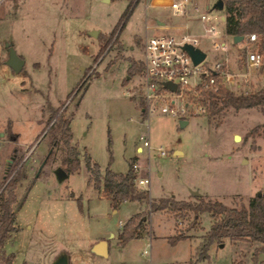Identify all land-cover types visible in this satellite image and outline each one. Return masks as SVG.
I'll list each match as a JSON object with an SVG mask.
<instances>
[{
	"label": "rangeland",
	"instance_id": "obj_1",
	"mask_svg": "<svg viewBox=\"0 0 264 264\" xmlns=\"http://www.w3.org/2000/svg\"><path fill=\"white\" fill-rule=\"evenodd\" d=\"M197 1L200 10L187 18L173 15L167 7H145L144 0L135 3L125 18L134 0L0 3V183L20 157L18 167L23 164L25 172L17 188L18 204L23 200L17 212L18 229L4 246L5 251L15 250L14 264L24 260L45 264L66 250L80 264H188L197 257L202 236L212 223L209 212L188 231L190 237L172 243L168 236L186 228L192 217L178 221L169 211H150L140 235L120 242L118 233L125 221L141 204L138 212H146L147 206L126 200L115 208L104 186L97 188L90 180L86 153L102 173L107 167L126 172L136 162L137 176L150 178L146 186H139L149 188L153 198L171 194L189 198L198 191L206 198L241 205L259 192L264 194L263 108H230L219 118L204 113L180 127L169 114L145 117L140 99L131 93L138 73L130 76L128 69L132 58L142 63L147 33L203 34L204 24H215L219 40L226 45L216 54L211 39L201 35L199 45L209 57L225 54L235 64L245 53V45L234 43L225 31L224 10L212 8L216 0ZM203 12L211 15L204 24ZM158 18L168 24L189 22V26L155 27ZM147 24L153 27L147 29ZM91 30L100 33L93 36ZM8 44L25 61L20 72L6 64ZM263 82L264 66L246 88ZM58 107L71 118L72 141L81 158L80 167L64 179L56 173L65 166L61 142L42 166L56 133L51 116ZM10 130L18 134L17 141L10 139ZM142 134L149 136L150 150L143 146ZM236 134L241 138L236 140ZM15 148H19L17 157H13ZM111 231L116 235L110 236ZM98 236H105L110 244L107 256L90 251L89 243ZM257 244L229 238L216 241L208 256L195 264H253ZM256 264H264V251Z\"/></svg>",
	"mask_w": 264,
	"mask_h": 264
},
{
	"label": "trees",
	"instance_id": "obj_2",
	"mask_svg": "<svg viewBox=\"0 0 264 264\" xmlns=\"http://www.w3.org/2000/svg\"><path fill=\"white\" fill-rule=\"evenodd\" d=\"M133 5L134 3H130L123 18L127 17ZM223 10L226 33L246 36L256 32L259 37L258 44L264 51V0H224ZM141 69L142 63L132 58L128 74L133 76ZM128 81L127 76L124 82ZM208 95L210 105L207 114L209 118H219L224 111L230 108L236 110L252 107L264 109V82L250 88L246 93L236 92L221 85L218 90L210 91ZM60 109L61 107L53 108L51 119L55 118L53 124L56 123V133L50 144V151L44 159L48 162L53 155V147L61 142L65 147L64 168L71 173L80 167V149L72 141L71 118L64 114L65 109L59 112ZM10 124L11 122H9V127ZM258 127L259 124L255 125L250 132H255ZM10 139L17 141L18 134L10 130ZM18 150L19 148L14 149L13 157H17ZM85 158L90 180L94 182L95 187L99 188L103 185L111 192L112 204L115 208L124 200L139 201L147 206L146 212H136L125 221L118 233L120 242L125 243L140 235L150 211H169L176 216L178 221L192 217L186 228L179 229L175 234L168 236V240L172 243L190 237L191 234L188 231L197 228L202 222V214L209 212L212 218L211 226L202 236L196 253L197 257L190 260L188 264H195L206 258L212 243L216 241L220 243L227 238L234 241L257 242L253 250V264L257 263L259 253L264 251V194L257 193L248 204L242 203L241 205H229L222 200L206 198L201 194L192 195L189 198H177L173 194L153 198L148 188L137 185L134 161L130 163L126 172H116L107 167L102 173L100 165L93 162L88 153L85 154ZM19 161L10 168L0 183V264H13L15 259V252L6 253L4 246L11 233L16 230L15 208L19 201L17 188L25 175L23 164L18 167Z\"/></svg>",
	"mask_w": 264,
	"mask_h": 264
},
{
	"label": "built area",
	"instance_id": "obj_3",
	"mask_svg": "<svg viewBox=\"0 0 264 264\" xmlns=\"http://www.w3.org/2000/svg\"><path fill=\"white\" fill-rule=\"evenodd\" d=\"M3 0H0V3ZM140 0H134V4ZM145 7H167L173 15L189 17L200 10L197 0H144ZM225 16V15H224ZM201 20H211V15L201 13ZM223 19V17H222ZM162 18L157 19L155 27H188L189 22L164 24ZM225 22V19H223ZM147 29L153 27L147 24ZM204 33L185 32L180 35L173 33L146 34L143 40L144 59L142 69L137 75L132 95L140 99L142 114L148 117L152 113H163L174 116L177 120L187 119L208 113L209 92L218 90L225 85L236 92H248L246 88L252 82L253 74L264 66V51L258 44V35L252 32L241 40L246 47L242 56L230 62L224 54L218 58L209 57L208 52L199 43L201 35H207L216 50H225L226 41L219 40L220 29L215 24L205 25ZM233 36V35H232ZM186 43L202 48L206 57L195 63L191 54L184 48ZM252 44V47L250 45ZM220 54V52H219ZM174 84V86H173ZM143 146L150 150L151 142L147 134H142ZM140 146V149L143 148ZM165 154V150L161 149ZM135 172L139 166L133 163ZM137 185L146 186L149 177L137 176ZM149 189V188H148Z\"/></svg>",
	"mask_w": 264,
	"mask_h": 264
},
{
	"label": "water",
	"instance_id": "obj_4",
	"mask_svg": "<svg viewBox=\"0 0 264 264\" xmlns=\"http://www.w3.org/2000/svg\"><path fill=\"white\" fill-rule=\"evenodd\" d=\"M209 7V6H207ZM212 8L214 9H219V10H223L224 9V0H216L212 6ZM223 19H225V16L223 15L222 16ZM160 23L161 24H164V21L163 20H160ZM100 33L99 30H91L90 31V34H92L93 36H98V34ZM233 41L234 43H237V42H240L241 40L244 39V35H233ZM8 47H9V56H8V59H7V63L17 72H20L22 69H23V66H24V59L17 53L16 49L8 44ZM184 48L191 54L193 60L195 63H198L200 61H202L205 57H206V52L198 47V46H195L193 44H190V43H186L184 45ZM174 86V84H173ZM189 122V120L187 119H181L179 120V124H180V127H184L187 123ZM241 138V135L240 134H236L235 135V139L238 140ZM45 159L43 160L42 162V166L45 164ZM41 166V167H42ZM56 173L58 175V177L60 179H64L68 176V172L65 170L64 167L62 166H59L57 169H56ZM193 195H200L201 193L198 192V191H193L192 192ZM258 194H261V192H259ZM23 200H21L18 204V206L15 208V211H17L21 205ZM223 245V243H222ZM91 251L97 253V254H100V255H104V256H107L108 253H109V246H108V240L107 239H101L97 242H95L92 246H91ZM53 264H69V256H68V253L67 252H60L58 254V256L56 257V259L54 260Z\"/></svg>",
	"mask_w": 264,
	"mask_h": 264
},
{
	"label": "crops",
	"instance_id": "obj_5",
	"mask_svg": "<svg viewBox=\"0 0 264 264\" xmlns=\"http://www.w3.org/2000/svg\"><path fill=\"white\" fill-rule=\"evenodd\" d=\"M6 64L8 65V66H10L8 63H7V61H6ZM25 64V63H24ZM24 67V66H23ZM138 150H140V147H138ZM69 175V174H68ZM68 177V176H67ZM104 189H105V191H107L108 192V194L110 195V198H111V200H112V194H111V192L108 190V189H106L105 187H104ZM19 197V196H18ZM124 201H126V200H124ZM23 202V201H22ZM22 204V203H21ZM21 206V205H20ZM141 207H142V204H141V206H140V209L138 210V211H140L141 210ZM19 210V209H18ZM18 210L16 211V220H17V212H18ZM137 211V212H138ZM121 223H123V222H121ZM120 226V225H119ZM18 229V227H17V222H16V230ZM16 230H14L12 233H11V236H10V238L8 239V240H10V239H12V237H13V234H14V232L16 231ZM110 236H115L116 235V233L114 232V231H111L110 232V234H109ZM101 239H106V237L105 236H98L94 241H91L90 243H89V246H90V251H91V246L95 243V242H97V241H99V240H101ZM7 240V241H8ZM108 246H109V251H110V244H109V242H108ZM6 253H10V252H15V250H11V251H5ZM65 252H67L68 253V256H69V264H80V263H78V261H77V259H76V257H75V259H74V255H72V253L71 252H69V251H65ZM91 252H93V251H91ZM60 252H58V253H55L54 255H53V257H52V259H51V261L50 262H47V263H45V264H53V262H54V260L56 259V257L58 256V254H59ZM93 253H95V252H93ZM95 254H97V253H95ZM98 255H100V254H98ZM104 256V255H103ZM15 258H16V252H15ZM27 263V264H32V263H29V262H27V260H24V262H23V264L24 263ZM15 263V259H14V262H13V264ZM153 264V263H152Z\"/></svg>",
	"mask_w": 264,
	"mask_h": 264
}]
</instances>
